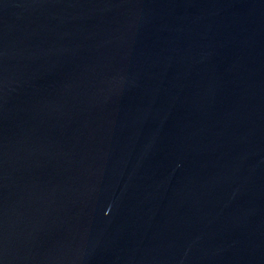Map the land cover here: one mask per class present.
I'll use <instances>...</instances> for the list:
<instances>
[{
    "label": "water",
    "instance_id": "water-1",
    "mask_svg": "<svg viewBox=\"0 0 264 264\" xmlns=\"http://www.w3.org/2000/svg\"><path fill=\"white\" fill-rule=\"evenodd\" d=\"M0 264H264V0H0Z\"/></svg>",
    "mask_w": 264,
    "mask_h": 264
}]
</instances>
